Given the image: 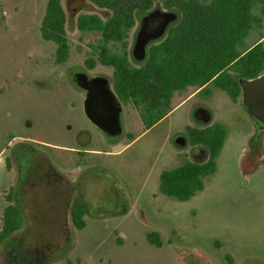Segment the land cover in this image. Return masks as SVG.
Instances as JSON below:
<instances>
[{"label": "rangeland", "instance_id": "obj_1", "mask_svg": "<svg viewBox=\"0 0 264 264\" xmlns=\"http://www.w3.org/2000/svg\"><path fill=\"white\" fill-rule=\"evenodd\" d=\"M46 3L0 0V226L10 194L11 202L24 206L36 199L40 205L54 199L49 202L66 205L68 239L46 231L54 245L64 248L59 258L46 262L43 255L22 254L19 249L35 233L23 236L21 231L0 247V264H264V131L244 110L241 95L232 102L212 86L201 93L188 87L173 94L168 109L172 110L148 130L128 105L122 113L124 133L112 141L85 120L80 108L68 106L77 101L80 107L83 100L81 93L68 90L70 69L88 68L92 59L90 74H111L91 50L99 36L71 29L69 59L56 65L54 45L44 42L39 32ZM87 12L101 10L92 7ZM255 13H263L262 23L248 33L245 47L264 36V5ZM260 42L264 47V38ZM34 80H43L52 92L40 93ZM198 107L211 113L209 125L223 124L228 135L203 190L180 202L160 193L159 176L195 162L193 156L203 148L189 135L206 127L193 121ZM81 130L90 134V143L82 148L75 142L76 136L86 138ZM176 133L185 135V148L169 141ZM71 149L89 153L83 157ZM206 159L207 155L198 162ZM44 162L66 181L56 189L55 198L40 188V181H24L31 175L40 178ZM80 193L87 211L85 227L77 230L70 210ZM66 194L71 204L63 199ZM152 231L159 234V248L146 240Z\"/></svg>", "mask_w": 264, "mask_h": 264}, {"label": "trees", "instance_id": "obj_2", "mask_svg": "<svg viewBox=\"0 0 264 264\" xmlns=\"http://www.w3.org/2000/svg\"><path fill=\"white\" fill-rule=\"evenodd\" d=\"M89 1L107 10L104 13L106 21L96 15L84 17L79 20L81 30L97 31L105 42L112 43L123 42L126 32L134 25V13L142 16L155 5V0ZM161 2L162 8L177 14V20L165 38L149 48L142 66L130 69L119 54L103 51L100 55V62L114 67L113 82L120 100L136 108L145 130L152 128L172 110L168 109L176 92L195 87L201 93L212 86L235 102L241 95L238 79H253L264 74V47L260 42L264 36L249 47L244 46L248 33L261 26L263 13L256 14L255 10L258 6L263 7L264 0ZM60 6V0H47L41 36L58 45L59 61H63L67 58V50L61 49L65 45V17ZM88 63L93 66L94 61L89 60ZM227 135L226 127L217 122L203 129L191 130V141L203 147L207 159L162 171L159 176L160 193L185 202L201 192L204 180L216 171V159ZM43 165L47 166L46 162ZM55 174L59 187L66 184L60 172L55 170ZM33 179H37L36 176ZM37 194L40 195V191ZM7 201L9 204L3 210L0 226V247L21 231L23 236L35 233L29 242L26 241L25 248L19 249L22 254L38 258L43 255L46 262L59 258L64 248L54 245V239L49 240L46 231H54L53 236H61L67 242L66 205L50 203L51 199L40 205V200L36 199L29 206H24L11 202V194ZM26 207L30 211L26 212ZM86 211V205L77 199L70 210V220L75 229L85 227ZM146 240L158 248L162 245L159 234L153 231L146 234Z\"/></svg>", "mask_w": 264, "mask_h": 264}, {"label": "flooded vegetation", "instance_id": "obj_3", "mask_svg": "<svg viewBox=\"0 0 264 264\" xmlns=\"http://www.w3.org/2000/svg\"><path fill=\"white\" fill-rule=\"evenodd\" d=\"M60 4H61L60 8L62 9L64 17H65V22L63 24V30H64V37L63 38L65 39V45L61 48L63 50H67L66 51L67 52V55H66L67 58H65V60L59 61L58 45L55 44L52 41H48V40L43 39L42 36H41V23H40V27H39V32H40L41 39L44 42L51 43V44L54 45V62L56 63V65L63 64L69 59L71 45L69 43L68 33L72 29V30H74V31H76L77 33H80V34H96V35L99 36V39H97V44L94 45V46H91V50L92 51L93 50L97 51L99 63L103 67L108 68L109 70H111L110 76H106L105 74H102V75H92V74H90V70H92L94 68V66H89L88 64L86 65L88 68H86V67L84 69L72 68V69H70L68 71V73L66 75V82L68 84V90H72L73 93H81L82 96H83V100H84L85 91L82 90L81 88H79L75 84L74 79H76L80 75H86L89 79L93 78V77H104V78H106L108 80V86L111 89L112 93L114 94L117 102L120 104V107H121L120 119H121L122 127H123V117H122L123 108L128 106V105L133 110H135V112H136V114H137V116H138V118L140 120V116H139L138 112L136 111V108L131 103H127L126 104V103H123L120 100L119 95L116 92V88L114 87V82H113V76H114V71H115L114 67L111 66V65H107V64H104V63L100 62V55H101V53L103 51H108V52H111L112 54H119L120 56L124 57V59L127 61L128 67L130 69H133V68L138 69L140 66H142L145 63L146 58L148 56L149 48L151 46L158 45L165 38V35H166L167 31L169 30V28L172 25L167 28L165 34L161 38H159V39H157L155 41H152V42H150V43H148L146 45L145 58L140 61L139 58L141 56L139 55V53L138 52H136V53L133 52L136 35H137L138 31L140 30L141 18L144 15H146L147 13L151 12L155 8V5L149 11L145 12L142 16H139V14L134 13L133 14L134 25L126 32V35L124 37L123 42L122 43H112V42H105V40L103 39L102 35H100L99 32L94 31V30L83 31V30H81V27L79 26V20L83 19L84 17H89V16H92V15H96L99 18H101V20L106 21V18L104 16V13L107 12L106 9H101V8L97 7L96 5L92 4L89 0H60ZM92 7L100 9L101 13L95 14L93 12H87V9H91ZM162 9L164 11H167L164 8H162ZM44 13H45V10H44ZM43 16H44V14H43ZM132 30H133V32H132L130 46H129V53L127 54L126 51H125V49L127 48V39H128L129 34H130V32ZM114 45H116V46H114ZM119 45H121L122 48L117 47ZM89 60H92V59H89ZM34 84H35L36 89L39 90L40 93H44L45 92L47 94H50L52 92V87L47 85L45 82H43V80H34ZM66 95L71 97L72 94H66ZM83 100L81 101L80 107H79V104H78L77 101H69L68 106H69V108H71L73 110H77V109L80 108L85 120L89 122V120L86 118V116L84 114ZM193 121H195L198 124H203L206 127L212 125V124L209 125L211 121L208 122V123H204L202 121H196L194 119H193ZM123 133H124V128H123L122 135H123ZM79 134H83L84 137H86V138H81L80 139L79 136H76L77 137L76 140H75L76 145L79 146L80 148H82L83 146L87 145V143H90L89 142L90 134H89L88 130L87 131L86 130H81V131H79ZM189 135H190V133H189ZM177 140H179V141L184 140L186 142V144H187V141H186V138H185L184 134L176 133L173 136H171L170 140H169L174 147L182 148V147H180V146H178L176 144ZM40 146H42V143H40ZM200 150H202V149H199V151ZM70 151L81 153L80 155H82L83 157H85L84 155H88V153H89L88 150H84V149H76V150L75 149H71ZM199 151H198V154H199ZM198 154L193 156V159L195 160V162H198ZM205 155L206 154L204 152V156ZM82 158H81V160H82ZM83 162H86V158H84ZM46 163H47L46 164L47 166L43 165V163L40 166V178L34 180L33 179L34 178L33 175H31V177H29L28 179H24V181L33 180V184H35L36 181H40V188L48 187L47 189H49V190L52 189V191L51 190L50 191L54 195L51 196V197L55 198V195L57 193L56 189L59 187V182L57 180V176L55 174V170L53 169V166L50 163H48V162H46ZM82 173H81V176H82ZM81 176H79V178H81ZM74 190H77V187ZM69 195L68 196H67V194L63 195V199H65L67 201V203L71 204L72 201L70 200V196ZM56 197H59V196H56ZM77 198H78V200H80V202L82 204H85L84 197L82 196L81 193L78 195ZM77 198H75V199H77ZM51 200L53 201L54 199H51ZM86 209H87V207H86Z\"/></svg>", "mask_w": 264, "mask_h": 264}, {"label": "water", "instance_id": "obj_4", "mask_svg": "<svg viewBox=\"0 0 264 264\" xmlns=\"http://www.w3.org/2000/svg\"><path fill=\"white\" fill-rule=\"evenodd\" d=\"M160 2L161 0H155V8L141 18L140 30L136 35L133 49L134 53L138 52L141 56L140 61L145 58L146 45L161 38L167 28L177 20V14L164 11ZM74 81L85 91L83 109L89 122L106 138L110 140L120 138L123 132L120 119L121 107L108 86V80L104 77L89 79L86 75H80ZM238 85L244 110L257 129L264 131V74L253 79L240 78ZM192 118L208 123L212 120V115L207 109L198 107L193 111ZM176 144L182 148L186 147L184 140H177ZM203 156L204 152L200 150L198 160Z\"/></svg>", "mask_w": 264, "mask_h": 264}]
</instances>
